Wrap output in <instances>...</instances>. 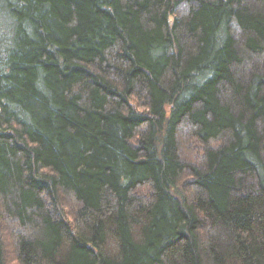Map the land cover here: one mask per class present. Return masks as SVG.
I'll use <instances>...</instances> for the list:
<instances>
[{"label":"trees","instance_id":"16d2710c","mask_svg":"<svg viewBox=\"0 0 264 264\" xmlns=\"http://www.w3.org/2000/svg\"><path fill=\"white\" fill-rule=\"evenodd\" d=\"M0 264H264V0H0Z\"/></svg>","mask_w":264,"mask_h":264},{"label":"rangeland","instance_id":"374dc122","mask_svg":"<svg viewBox=\"0 0 264 264\" xmlns=\"http://www.w3.org/2000/svg\"><path fill=\"white\" fill-rule=\"evenodd\" d=\"M2 226H4L3 223H0V229L2 228Z\"/></svg>","mask_w":264,"mask_h":264}]
</instances>
